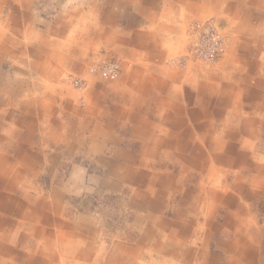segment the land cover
I'll list each match as a JSON object with an SVG mask.
<instances>
[{
	"label": "crops",
	"instance_id": "obj_1",
	"mask_svg": "<svg viewBox=\"0 0 264 264\" xmlns=\"http://www.w3.org/2000/svg\"><path fill=\"white\" fill-rule=\"evenodd\" d=\"M88 1L89 13L79 16L76 28L69 30L77 14L72 12L73 15L65 16L62 0H0V93L11 98L12 107H21L29 116V121H23L9 120L10 116L0 115V264H59L57 260H61V255H68L71 261H81L82 264H103L104 261L109 264H145L139 260L143 257L142 251L150 249L151 245L152 251L160 258V261L154 260L150 254L147 263L152 264H176L189 260H199L201 264H264V226L255 222V207L250 204V201L264 199V163L255 161L249 165L242 158L241 166L238 165L232 158L236 147L230 143L236 137L246 142L245 146L256 139L262 142L264 119H248L237 125L236 117L243 114L242 106H238L240 97L235 99L230 91L226 99L223 96L216 98L218 107L215 111L212 107L207 108V105H212L206 100L208 89L209 95L215 96L218 87L204 88L205 101L193 98L196 114L190 117L185 111L187 99H175L179 93L173 83H167L168 75L159 67L167 53L163 46L173 45L176 40L180 45L184 42L181 39L185 30L182 31L183 23L179 24V21L186 19L187 25L200 13L202 18L204 11L211 9L210 4L201 3V0ZM223 1L227 2L226 6L230 7L229 12L234 17L238 18L243 13L244 19L241 20L245 22H264V0H214L213 5L217 7ZM37 4L38 8L35 7ZM51 6L57 10L50 15L52 20H41L43 14L52 11ZM40 25L45 26L46 32L38 29ZM74 40L87 47L95 46L97 41L111 47L118 46L111 52L125 64L120 88L122 100L117 102L118 106L113 111L102 108L94 113L88 108L85 113L77 110L74 115L75 111L69 106L68 111H61L54 122L48 115L56 100L49 92H54L53 86H58L61 77H55L58 69L50 63L58 68L77 66L73 58L83 46L73 44ZM10 63L12 70H4V65ZM46 65L48 69H45ZM36 73L38 76L34 78ZM129 78L132 82L125 83ZM43 79L45 83L46 80L50 82L48 95L40 94ZM29 90L39 91L40 99L28 102L25 92ZM225 109L231 110L236 117H226ZM250 109L264 113V99ZM151 114L158 121L155 125L149 119ZM215 115L220 122L214 121ZM35 117L47 121L40 137L36 132L41 124L34 121ZM204 118H209V121L204 122ZM192 122H196L195 127H191ZM116 123L120 124V132L112 136L110 132ZM165 123L172 125L170 131L164 128ZM153 126L165 136L156 137ZM122 132L129 138L120 137ZM69 139L78 148L100 159L101 166L97 170L101 171L100 183L107 192L118 193L128 189L131 200L124 201L121 210L133 209L131 227L139 231L145 229V234L139 232L142 237L138 243L127 245L119 235L120 242L110 239L112 247L109 252L105 246L98 252L94 242L88 238L91 235L89 228H93L95 220L84 214L70 217V224L63 226L71 230L67 235L60 232L49 236L37 228L31 234L22 235L21 227L27 230V223L34 219L31 215L40 214L47 203L39 193L31 196L19 185L41 179L45 170V154L39 148L41 143L66 140L67 144ZM106 151L113 154L110 159L105 158ZM220 151H228L227 156L219 154ZM51 159L53 157L47 161L52 162ZM163 167L168 170H162ZM170 167L175 170L171 171ZM235 167L238 172L232 170ZM228 176L231 188L227 186L226 179L223 180ZM92 182L99 184L96 179ZM73 184L70 188L76 190L80 180L74 179ZM51 197L50 207L59 212L62 203L58 188L53 190ZM21 199L28 203L25 209L21 208ZM119 203L123 204L122 201ZM168 205L176 208L173 214L177 221L162 217ZM217 205L227 212L228 223L218 229L211 225L212 220L209 224L203 220L206 237L190 240L187 221L191 216L187 219L186 212L191 215L200 209L201 213H213L218 211ZM32 207L35 211L30 212ZM10 216L20 217L23 221L16 224L11 222ZM156 226L159 230L154 231ZM210 226L223 237L215 238V231L209 232L207 228ZM214 240H217L220 253L210 251ZM148 243L151 245L147 246ZM16 248L19 249L14 258ZM55 249L57 254L53 251ZM95 251L100 253L103 261L94 259L99 256ZM106 251L108 256L105 258L103 253Z\"/></svg>",
	"mask_w": 264,
	"mask_h": 264
},
{
	"label": "rangeland",
	"instance_id": "obj_2",
	"mask_svg": "<svg viewBox=\"0 0 264 264\" xmlns=\"http://www.w3.org/2000/svg\"><path fill=\"white\" fill-rule=\"evenodd\" d=\"M213 1L214 0H201V3L206 2L211 6V9H209L206 13L204 11L202 18L200 17V13V15L198 14L196 15V17H193L187 25L185 24L187 22H185L186 19L183 21H179V24L183 23L182 31L183 29L185 30L182 35L181 42L184 40L185 43L183 42L180 45V43H177L178 41L176 40L173 45H164L163 50L167 52L165 55L166 58L164 62L159 65V67H161V69L165 73H167V83L169 85L173 83L175 87L174 89L179 93V95H175V99H187L188 107L185 108V111L186 114L190 115V117H193L196 114V108L192 105L193 98H197L199 101H205L206 94L204 88L218 87L219 91L215 96L209 95V93L211 92L210 89H208V96H206V100L207 102L209 101V103H212V105H207V108L212 107V110L215 111L218 107L216 106V100L220 99L221 96H223V99H226L228 94L227 92L230 91V93H234L235 99H238V97H240L238 106H242L241 111L243 112V114L240 117H236L234 113H231V110L228 111L227 109H225V114L227 115L226 117H228V115L233 116V118L236 117L238 120V122L236 123L237 125L244 124L248 119H257L259 121H262L264 119V113L256 111L253 112L250 108L254 104L262 103V100L264 99V22L258 20L245 22L241 20L244 19L243 13L240 17L236 18L233 16L234 14H231V12H229L230 7L226 6L227 2L223 1L222 3H219L222 6L218 5L216 7L215 5H213ZM61 3L63 14H66L65 16H67V14H77V17H74L71 26L69 25V23L67 24V26L69 25V30H74L78 24L77 18L86 13H89V1L62 0ZM37 6L38 4L35 5L36 8H38ZM50 8L52 11H47L45 14H43L41 20H43L44 18L48 21L52 20L53 17L50 15L56 13L57 10H53L52 6ZM251 10L255 11L257 9L253 8ZM174 14L176 15V13ZM207 20H211L215 24L219 25L221 32L225 35L224 56L217 64H207L192 60L183 61L182 58L186 55L188 50V33L192 24L196 22H204ZM38 29L40 31L46 32L45 26L40 25ZM61 42H65V40L61 39ZM72 43L75 45L79 44L83 46L77 50L76 55L73 58V63H76L77 66L70 65L72 67L70 68V66L66 67V65H64L58 68L57 66H54L52 63H50L53 67L58 69L56 73L57 75H55V77L59 75L61 77V80L57 83L58 86H53V93L49 92L51 90L48 88L50 82H48L47 80L45 83L43 79V83L40 85V90H42L40 94L48 95L50 93L55 97L56 102L52 103L53 107L51 110H49L48 115L51 116L50 120L54 122L57 121L56 118L59 116L61 111L63 113L68 111L69 106L75 111L74 115L77 114V110L85 113L88 108H91L94 113L102 108H109L113 111L114 108L118 106L117 102H119V100H122V92L120 91V88L122 87L121 84L123 83L124 79L123 74L125 64L123 62L124 60L122 62L119 61V57H117L116 53L111 52L113 48H118V46L114 45V47H111L107 43L103 44L102 42L99 44L98 41L96 42L97 44L95 46L90 45L89 47L77 40L72 41ZM83 56L85 57L84 59H82ZM106 61H118L119 63H121V73L117 79L110 80L104 78L101 75V67ZM11 63L16 64L15 61H12ZM11 63L5 64L3 69L6 71L10 70L11 68L9 66H11ZM45 69H48L47 65ZM30 71L32 72V70ZM52 74L54 73L52 72ZM33 76L34 78H37L38 73L33 74ZM28 77L29 76H26L25 78ZM153 78L156 80V77H152V79ZM173 78H175L176 81H174L175 79ZM129 82L131 83L132 79L129 78V80H125V83L129 84ZM223 92H225L226 97L223 95ZM37 93L39 94V91L30 92L29 90L25 92V96L28 102L32 103L33 100L38 99L40 97V94L37 95ZM32 95H35L36 97H33ZM47 97L48 96H46V98ZM99 104L101 105V107L99 106ZM34 105L36 104L34 103ZM0 115L2 117L6 115L10 116L9 120L11 118H16L23 119V121H29V116L26 115V112L24 110H21V107H12L11 98L4 93H0ZM69 119L65 120V122H68ZM110 119L114 118L110 117ZM149 119L154 125L156 124V122H158L156 121V117L152 114ZM213 119L214 121L220 122V119L217 117V115H215V118ZM34 121H37L39 124H41L38 132H36L37 136L40 137V132L42 130L44 131V127L47 121L44 122L42 119L37 117L34 118ZM208 121L209 118H204V122ZM5 123L8 124L7 121H5ZM195 123L196 122L190 123L191 127H195L193 126L195 125ZM119 125L120 124L118 123L115 124V129L110 132L112 136H116L120 132ZM219 125L220 123H218V127ZM164 128L167 131H170L172 125H167L165 123ZM152 131L156 137L162 135L165 136V133L160 134L161 131L155 126L152 127ZM121 135L122 136L120 137L124 136L129 138L128 135H125V133L123 132ZM68 141L69 144H66V140H60L59 142H50L47 140L45 144L41 143L39 145V148L41 147L43 153L45 154L43 157V166H45V170L41 176V179L33 183L29 182L19 185V188L23 186L26 191L28 190L31 196L39 193L42 197V200L47 203V206H44V209L40 214H30L32 218L34 217V219H32L30 222L25 220L26 222H28L27 230L23 228L21 230L22 235L31 234L34 231L33 229L35 228H37L39 231H46V234H49V236H54L60 232L67 235L71 230L69 227L66 229L63 226H67V224H70V217L74 216V218H76L78 216H81V214H84L90 216L95 220L93 228H89V230L91 231L88 233L91 235L88 236V238L90 241L92 240V242H94V245H96L95 247H97L98 252L100 251L102 246L107 247L109 252V250L111 249L110 247H112L110 246L112 245L110 239L114 238V240H118L120 242L118 237L119 235H122L121 241H124L127 245L138 243L139 239L142 237L139 232L145 234V229L139 231L134 227H131L130 224L132 223V221L130 219L135 213L133 209L127 208L125 211L121 210V207H123L124 205V201L128 202L131 200L128 189H126L125 191H119L118 193L107 192L100 183V180L102 179L101 171L97 170V168L101 166L100 159L98 157H94L93 154L90 155L88 151L75 146L72 139L71 141L70 139ZM230 143H232V145L236 147V153L232 158L238 165L241 166L242 163L240 159L242 158L246 159V163L249 165H252L253 163H255V161L257 162V164L264 163V161L262 160V157L264 156V139H262V142H259L258 139L253 140L248 143V146H245L246 142L236 137V139L232 138ZM251 144L253 146H251ZM219 154L226 157L228 151H220ZM112 155L113 154H111L109 151H106L104 153L105 158L110 159ZM50 157H53V159L50 160L52 162L47 161V158L49 159ZM12 159H14V157H12ZM217 165L219 164L217 163ZM162 170L166 171L168 170V168L163 167ZM170 170L173 171L175 170V168L170 167ZM232 170L238 172V169L236 167ZM239 175L246 176V174L240 173ZM248 176L251 175L248 174ZM229 178L230 177L228 176L223 179H226L225 181L227 183V186H230L231 179ZM74 179L80 180V185L76 190H72L70 188L71 185H74ZM94 179L98 180L99 184H94L92 182V180ZM242 181L245 182V180ZM56 188L59 189V198L62 203V208H60L59 212H57V210L54 211L50 207L53 200V197L50 198V196L53 195V190H55ZM230 188L228 190H231ZM19 201L23 203H20L21 208L23 207L25 209V205L28 204L27 201L24 199H21ZM119 201H122L123 204L121 205ZM250 204L255 207L253 208L256 213V215L254 216L255 222L258 223V226L263 227L264 199H260L259 201H250ZM217 206L218 211H215L213 213H201V210L198 209V212H194L191 215L186 212V207L184 208L187 219L191 216L187 221V224L189 226L188 234H190V240H201L206 237L207 231L203 226V220H206L208 224L212 220L211 225L218 229L228 223L227 212L224 211L221 205ZM166 207V209H164L161 214L162 217L168 221H177V216H174L173 214V211L175 213L176 208H174L173 205H168ZM30 210V212L35 211V207H32ZM66 212H69L70 214L67 215ZM145 212L149 213L148 211ZM140 213L144 214V212ZM1 214L2 213L0 212V215ZM153 215L155 216L158 214ZM158 216H160V214ZM9 218L11 222L14 223L23 221V219L20 217L10 216ZM19 225H21V223ZM212 226L207 227L209 228V232L215 231V238H218V236L223 237V235L220 232L216 231ZM153 228L154 231L155 229L156 231L159 230L157 226ZM228 232L231 233L230 231ZM123 234L125 235L123 236ZM231 236L233 237V235ZM216 242L217 240L211 242V253L221 252L217 248ZM149 245L151 244L148 243L147 246ZM199 245L200 247L202 246L201 242ZM149 248L150 249L142 251L143 257L139 261L143 260V263L145 264H152L147 263L149 261L150 254L152 255V258L154 260L160 261L158 255L152 251L153 246L151 245ZM18 249L16 248V250L14 251V258L17 257ZM53 251L56 254L58 253V250L56 249ZM98 252L95 251V253L99 254V256H95L94 259H100V261H103L104 259L101 260L102 256ZM103 254L105 258L108 256L107 251ZM57 262L59 264H82L81 261H71L68 255H61V260H57ZM197 263H200V261L189 260L176 264ZM86 264H93V262H86ZM103 264L109 263L107 261H104ZM153 264L158 263L154 262Z\"/></svg>",
	"mask_w": 264,
	"mask_h": 264
},
{
	"label": "built area",
	"instance_id": "obj_3",
	"mask_svg": "<svg viewBox=\"0 0 264 264\" xmlns=\"http://www.w3.org/2000/svg\"><path fill=\"white\" fill-rule=\"evenodd\" d=\"M193 24L188 33V50L182 60L217 64L225 53V35L211 20ZM120 73L121 64L118 61H106L101 67V75L110 80L117 79Z\"/></svg>",
	"mask_w": 264,
	"mask_h": 264
},
{
	"label": "bare ground",
	"instance_id": "obj_4",
	"mask_svg": "<svg viewBox=\"0 0 264 264\" xmlns=\"http://www.w3.org/2000/svg\"><path fill=\"white\" fill-rule=\"evenodd\" d=\"M1 16H2V15H1ZM0 18H1V17H0ZM2 23H3V22H2ZM58 61H59V60H58ZM16 224H17V223H16ZM18 227H19V226H18ZM13 228H14V227H13ZM15 229H16V228H15ZM21 230H22V227H21ZM16 231H17V230H16ZM10 232H11V231H10ZM20 232H21V231H20ZM20 232H19V233H20ZM15 233H16V232H15Z\"/></svg>",
	"mask_w": 264,
	"mask_h": 264
}]
</instances>
